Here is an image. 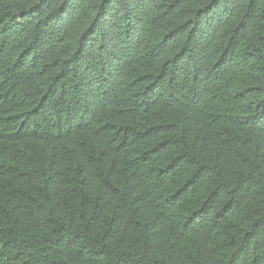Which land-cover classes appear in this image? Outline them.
<instances>
[{"label": "trees", "instance_id": "trees-1", "mask_svg": "<svg viewBox=\"0 0 264 264\" xmlns=\"http://www.w3.org/2000/svg\"><path fill=\"white\" fill-rule=\"evenodd\" d=\"M0 264H264V0H0Z\"/></svg>", "mask_w": 264, "mask_h": 264}]
</instances>
